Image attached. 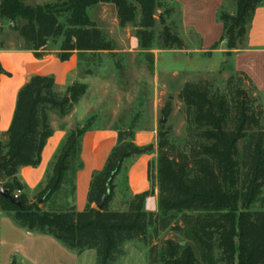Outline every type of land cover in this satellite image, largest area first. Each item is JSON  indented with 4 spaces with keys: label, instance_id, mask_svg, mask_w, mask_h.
Here are the masks:
<instances>
[{
    "label": "trees",
    "instance_id": "obj_1",
    "mask_svg": "<svg viewBox=\"0 0 264 264\" xmlns=\"http://www.w3.org/2000/svg\"><path fill=\"white\" fill-rule=\"evenodd\" d=\"M224 1L230 2L232 10L225 4L217 9L222 33L211 48L224 42L225 60L219 71L232 69L231 56L244 39L255 8L264 4V0ZM100 4L113 6L120 28L133 24L141 51L187 50L175 18L178 9L165 0H62L35 6L23 0H0V24L9 22L10 29L22 38L23 48L37 59L50 51L49 41H59L55 50L60 61L68 60L74 52H112V42L87 14L89 8ZM157 24L160 29L155 30ZM1 43L0 49H4ZM0 74L9 75L2 68ZM241 78L256 91L240 72H233L227 80L228 86L237 83L230 99L206 86L185 84L181 89L194 139L187 152H171L168 130L158 132L154 213L144 208L151 188L128 197L124 210L109 209L114 179L125 160L152 151L151 145H135L132 133L120 129H115L116 144L104 166L91 173L85 208L46 206L57 193L65 198L74 196L75 173L82 168L81 138L91 126L87 121L67 131L32 199L27 198V189L17 178L19 168L39 164L53 132L50 116L68 115L84 92L71 87L59 91L50 75L29 76L16 93L9 126L0 140V187L8 196H0V211L17 226L50 236L77 255L93 250L95 264H115L125 255L127 243L146 248L148 264H264V210L250 209L264 186V117L256 98L239 86ZM123 187L125 193L126 180ZM15 191H20L16 199ZM195 210L207 212L190 230L200 261L190 245L180 247L167 241L159 252L151 244L158 215Z\"/></svg>",
    "mask_w": 264,
    "mask_h": 264
},
{
    "label": "rangeland",
    "instance_id": "obj_2",
    "mask_svg": "<svg viewBox=\"0 0 264 264\" xmlns=\"http://www.w3.org/2000/svg\"><path fill=\"white\" fill-rule=\"evenodd\" d=\"M57 1L62 0H23L25 4L31 6ZM228 7L232 9L231 4ZM87 14L104 33L107 40L112 42L114 50L95 54L75 52L78 67L71 88L84 90L83 95L79 98L81 100H78L77 111L81 112L83 104L88 102V107H85L84 111L88 112L89 116L79 123H73L72 128L77 125L81 126L87 121L91 125L90 127H112L113 131L115 129L127 130L132 133V142L135 131L153 132L155 134L154 143L149 145L152 146L150 153H155V157L148 164V166L151 165V171L148 173L147 170L150 188L153 191V187L157 188L158 132L168 130L166 140L168 150L171 152L176 150L187 152L194 139L190 131L189 116L180 97L183 86L185 84L206 86L209 91H217L230 99L237 83L234 81L230 86L226 83L233 72L214 70L224 62L225 59L222 54H214L212 58H209L210 55L193 54L188 58L182 52L159 50L158 54V49L155 48L147 52L141 51L138 49L137 41L135 45L133 40H136L133 24H127L120 28L115 21L117 19L114 8L109 4L91 7L87 10ZM156 18H158V13ZM175 18L177 20L176 16ZM0 25L2 48L25 47L22 38L17 32L10 29L11 24L9 22ZM158 29L160 26L157 24L155 30ZM184 41L187 50L197 48V40L193 36H188ZM58 43L59 41L57 43L49 41L47 48L49 50L56 49ZM120 50H122L121 56L119 54L120 58L114 57L115 55L118 56ZM101 85L105 89L104 95L100 89ZM239 86L246 91L247 95L256 98V105L261 106L264 117V98L261 100L260 95L252 90L251 85L244 78H241ZM96 89L98 92L95 93ZM58 90L62 91L60 88ZM65 91L63 89V92ZM72 110L73 107L69 114ZM161 120L164 122L161 123ZM240 146L239 144V148ZM80 160L82 162L81 158ZM131 163L132 161L128 160L120 172L123 178L122 187L127 179V170ZM104 164L105 162L102 167ZM0 189L2 188L0 187ZM125 196L124 194L123 199ZM55 205V201L51 200L50 205L46 206L56 208ZM117 206L119 207V205ZM250 209L264 210V186L251 203ZM206 213L202 210H195L158 215L155 223L156 234L151 237V244L155 245L159 252L166 246L167 241L180 247L190 245L200 261L198 245L190 230L195 226L196 221ZM133 244L126 245L125 255L119 258L115 264H148L146 248L139 244L142 247V252L131 248ZM213 254L214 258L217 259L219 252L215 250ZM79 263L95 264L94 252L90 250L89 253L81 257Z\"/></svg>",
    "mask_w": 264,
    "mask_h": 264
},
{
    "label": "crops",
    "instance_id": "obj_3",
    "mask_svg": "<svg viewBox=\"0 0 264 264\" xmlns=\"http://www.w3.org/2000/svg\"><path fill=\"white\" fill-rule=\"evenodd\" d=\"M165 2L176 5L178 9L177 23L183 40L191 35L197 40L198 45L196 49L190 51L171 52H182L188 58L193 54L201 55L210 52L209 58H212L214 54H222L224 58V42H220L215 49L211 48L218 42L222 33V25L216 20V11L222 4L227 5L228 10L231 11L232 9L228 7L230 2L224 0H165ZM115 21L117 22V20ZM133 40L136 45V40ZM56 52L55 49L47 51L45 55L37 59L31 51L25 50L23 47L0 49V68L9 73L8 76L0 74V140L9 126L16 93L29 76L50 75L53 77L56 87L60 88L62 92L63 89L67 90L73 85L78 67L76 53H72L68 60L60 61ZM119 54L121 56L122 50L118 52V56L114 57L120 58ZM231 61L232 69L229 71L243 73L262 100L264 98V4L255 8L245 37L231 56ZM219 68L220 65L214 70ZM100 87L102 95H104L105 89L102 88V85ZM96 92L98 89L95 90ZM79 101L73 106L70 114L62 118L56 115L50 116L53 132L41 151L39 164L36 167L19 168L17 178L26 187V195L29 200L32 199L36 187L43 180L48 164L67 131L72 128L73 123H79L89 116V113L84 111L89 103L85 102L83 110L78 112ZM112 129V127H90L82 135L80 158L83 167L75 173L74 196L65 198L61 192L55 194L52 200L55 201L56 208L70 205H73L77 211H82L85 208L91 173L102 167L107 154L116 144L117 132ZM154 139L153 132L135 131L133 134V143L137 146L153 144ZM154 157L155 153H148L132 156L125 160L124 166L128 160L132 161L127 170V190L124 193V187L121 186L123 178L119 173L114 179L115 187L109 203L110 210H124L128 197L150 190L151 184L147 170L148 164ZM124 194L126 196L123 199ZM156 195L157 188L153 187L152 194L145 199V210L155 212ZM46 205H50V203ZM131 248L142 251L139 243L133 244ZM89 251L77 255L50 236L31 233L17 226L7 214L0 211V264H10L12 260L16 264H80L81 257Z\"/></svg>",
    "mask_w": 264,
    "mask_h": 264
},
{
    "label": "water",
    "instance_id": "obj_4",
    "mask_svg": "<svg viewBox=\"0 0 264 264\" xmlns=\"http://www.w3.org/2000/svg\"><path fill=\"white\" fill-rule=\"evenodd\" d=\"M164 122V120H161V123H163ZM0 196H3V197H8L7 196V194L5 193V191L3 190V189H0ZM105 200V198H103V201ZM10 201L12 202V203H14V204H16V205H19V203L16 201V200H14V199H10ZM101 203H103V202H101ZM101 204H99V206H100Z\"/></svg>",
    "mask_w": 264,
    "mask_h": 264
},
{
    "label": "built area",
    "instance_id": "obj_5",
    "mask_svg": "<svg viewBox=\"0 0 264 264\" xmlns=\"http://www.w3.org/2000/svg\"><path fill=\"white\" fill-rule=\"evenodd\" d=\"M19 194H20V191H15L13 193V198L16 199Z\"/></svg>",
    "mask_w": 264,
    "mask_h": 264
}]
</instances>
